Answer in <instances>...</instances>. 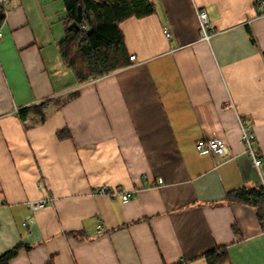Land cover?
<instances>
[{
	"label": "crops",
	"instance_id": "1",
	"mask_svg": "<svg viewBox=\"0 0 264 264\" xmlns=\"http://www.w3.org/2000/svg\"><path fill=\"white\" fill-rule=\"evenodd\" d=\"M151 1L154 14L120 26L135 60L84 84L59 52L64 1L6 3L0 256L31 247L10 264H209L217 249L225 264H264L256 207L227 201L260 182L240 119L264 165V13L257 0ZM200 10L216 31L210 44L199 40ZM45 101L43 123L20 117ZM212 137L226 142L224 155L196 149ZM103 185L132 197L94 195ZM45 197L25 229L29 203Z\"/></svg>",
	"mask_w": 264,
	"mask_h": 264
},
{
	"label": "trees",
	"instance_id": "2",
	"mask_svg": "<svg viewBox=\"0 0 264 264\" xmlns=\"http://www.w3.org/2000/svg\"><path fill=\"white\" fill-rule=\"evenodd\" d=\"M67 16L65 18V38L59 43V52L64 64L70 68L80 84L90 79H98L128 66L131 62L126 48L121 24L136 17L144 18L155 13L151 0H63ZM82 7L83 18H78V7ZM6 18V10L0 5V30ZM78 23V27L74 23ZM78 91L70 95L76 97ZM47 101L19 111L22 119L34 112L37 122L46 120ZM61 138L68 137L60 132ZM262 157V155L260 154ZM264 173V165L262 166ZM228 202H240L256 207L257 215L264 225V186L259 182L255 188L241 187L227 195ZM22 248L19 243L0 256V264H10ZM220 252V253H219ZM209 264H225V252L217 249L206 255ZM47 264H54L52 259Z\"/></svg>",
	"mask_w": 264,
	"mask_h": 264
},
{
	"label": "built area",
	"instance_id": "3",
	"mask_svg": "<svg viewBox=\"0 0 264 264\" xmlns=\"http://www.w3.org/2000/svg\"><path fill=\"white\" fill-rule=\"evenodd\" d=\"M7 2L8 0H0V5L5 8ZM257 6L264 13V0H257ZM198 20H199V40L210 44L212 38L216 33L212 25L211 18L206 11L200 10L198 11ZM166 33L168 36H170V32L168 30H166ZM1 37H2V33L0 30V38ZM135 58H136L135 55H130L131 60H135ZM240 126H241L242 141L246 147V152L248 153L253 166L260 174V183L264 186V173L262 172L263 159L260 156V152L256 147V135L254 129L250 124V122L243 119H240ZM196 149L199 152H208L212 156H221L225 154L226 142L223 139L216 137L200 139L196 143ZM93 194L99 196H105L110 199H120L123 203H127L132 197V193L128 190H125L124 188L108 187L105 185L96 187L93 190ZM50 202H52V198L50 197H45L43 199L31 201L29 203V208L31 210V213L26 215L25 220L23 222V227L25 229H29L35 222L33 213L40 209H43L44 207L49 205ZM263 216H264V212H263Z\"/></svg>",
	"mask_w": 264,
	"mask_h": 264
},
{
	"label": "water",
	"instance_id": "4",
	"mask_svg": "<svg viewBox=\"0 0 264 264\" xmlns=\"http://www.w3.org/2000/svg\"><path fill=\"white\" fill-rule=\"evenodd\" d=\"M78 18H79V20H82V18H83V13H82V7L81 6L78 7ZM74 26L78 27V23L75 22Z\"/></svg>",
	"mask_w": 264,
	"mask_h": 264
}]
</instances>
